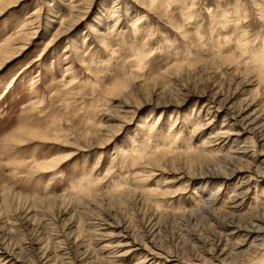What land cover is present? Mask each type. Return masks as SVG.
Listing matches in <instances>:
<instances>
[{
  "label": "rangeland",
  "instance_id": "obj_1",
  "mask_svg": "<svg viewBox=\"0 0 264 264\" xmlns=\"http://www.w3.org/2000/svg\"><path fill=\"white\" fill-rule=\"evenodd\" d=\"M27 31L0 61L3 264H264V0L0 11V44ZM175 140L205 157L124 159Z\"/></svg>",
  "mask_w": 264,
  "mask_h": 264
},
{
  "label": "bare ground",
  "instance_id": "obj_2",
  "mask_svg": "<svg viewBox=\"0 0 264 264\" xmlns=\"http://www.w3.org/2000/svg\"><path fill=\"white\" fill-rule=\"evenodd\" d=\"M17 0H7L6 2H1L0 3V11H2L5 7H9V5H11L12 3H14V2H16ZM72 19V18H71ZM28 25H29V23H28ZM69 28H66L65 30L67 31ZM65 32V31H64ZM63 30H59V31H57L56 32V34L53 36V39L50 41V43H52L54 40H56L57 38H59V37H57V36H59V34L60 35H63ZM29 34H31L30 32H23V34H20V35H17V36H15V37H13L9 42H6V43H3V44H0V61H5V60H7L8 58H10V56L11 55H13L14 53H16V52H18V51H20V50H22V47L24 46L23 45V42L25 41V40H28L30 37H29ZM19 41V40H21L19 43V45L18 46H16V45H14L15 43H16V41ZM28 42V41H27ZM22 43V44H21ZM173 45V44H172ZM8 47H10V49L8 50V52H6L7 50H6V48H8ZM152 53H155V51L154 52H152ZM138 57H142L143 55H144V52L143 51H141V52H138L137 54H136ZM223 59V58H222ZM230 59V58H229ZM231 60V59H230ZM220 64V63H219ZM222 64V63H221ZM142 65H143V63H140L139 64V67H142ZM221 66V65H220ZM262 76H264L263 74H262ZM263 81H264V77H262L261 78ZM162 96V95H161ZM160 96V97H161ZM154 107H156L155 106V104H154ZM205 109H206V107H205ZM207 110H211L210 109V107H208L207 108ZM206 110V111H207ZM207 113V112H206ZM228 114H230V113H228ZM231 115V114H230ZM233 115V114H232ZM231 115V116H232ZM228 117V116H227ZM212 120V119H211ZM197 127V126H196ZM198 128H200V127H198ZM229 128V127H228ZM227 129V128H226ZM225 128H223L220 132H218L216 135H215V137L217 138V137H219L221 134H223V133H226V130ZM194 133H195V131H194ZM199 133V132H198ZM232 133V132H231ZM234 133V132H233ZM223 136V135H222ZM225 136V135H224ZM226 137V136H225ZM208 138V137H207ZM226 138H228V137H226ZM218 140V139H217ZM100 141V140H99ZM209 142V141H208ZM102 143V142H101ZM100 143V144H101ZM178 143V140H175L174 141V144L173 143H171V144H173L170 148H165V149H159V150H156V149H153V148H148V149H144L143 150V148L144 147H147V145L146 146H142L143 148H142V152H138L137 150H139V149H141V148H139V149H133V151H136V152H134L135 154L134 155H130V156H127L128 155V153H124L123 154V156H124V159H127V160H129L130 161V159L132 160V158H134V157H138L137 158V160H135V161H132V167H142V168H145V167H147V166H153V165H155V166H158V167H160V165H159V163L161 162V160L163 159V157H165L166 155H174V154H177V155H184V156H186V158L187 159H189V161H193V160H195V159H199V158H203V157H205V155H204V153L203 152H201V150L199 149V148H192V149H188V150H184L183 152H177V151H175V150H179V149H177V146H176V144ZM223 143V142H222ZM87 146V145H86ZM260 146V145H259ZM204 146L202 145V148H203ZM186 148V147H185ZM187 149V148H186ZM264 150V149H263ZM207 153H208V151H206ZM206 153V155L208 156L209 155V157L211 156L209 153L207 154ZM225 155V154H224ZM206 156V157H207ZM53 165V163H50L49 165ZM46 165V164H45ZM44 165V166H45ZM53 166H55V165H53ZM46 168V167H45ZM223 176V175H222ZM208 179V178H207ZM209 180V179H208ZM204 182H207L206 180H204ZM204 182H203V184H204ZM8 188V187H7ZM13 192V191H12ZM84 193V192H83ZM4 194V193H3ZM8 194H9V192H8ZM81 194L82 193H80V194H78V195H74V197L73 198H71V200H73V199H79V200H81V197H78V196H81ZM236 195V194H235ZM239 195V194H238ZM233 197V196H232ZM4 198V197H3ZM3 198H2V200H3ZM9 198V197H8ZM83 198H84V196H83ZM23 199H25V201H26V204H27V202H28V199H26V197L25 198H22L21 200L23 201ZM31 199V198H30ZM48 199V198H47ZM55 199V198H54ZM231 199H233L234 200V198H231ZM15 200V199H14ZM31 200H33V199H31ZM71 200H68V201H70L71 202ZM17 202H18V199L16 200ZM15 201V202H16ZM21 201V202H22ZM212 201V200H211ZM4 202V201H3ZM5 202H7V200L5 199ZM19 202H20V199H19ZM18 202V203H19ZM37 202V201H36ZM36 202H35V205H36ZM61 202H62V200H61ZM8 203V202H7ZM78 203V202H77ZM25 204V205H26ZM38 204V203H37ZM30 205V204H29ZM28 205V206H29ZM15 206V205H14ZM18 206V205H17ZM27 206V207H28ZM19 207V206H18ZM17 207V208H18ZM25 207V206H24ZM31 208H32V206H30ZM21 208V207H20ZM19 208V209H20ZM23 208V207H22ZM2 209V208H1ZM18 209V210H19ZM28 209H30V208H27L26 210H28ZM9 210H10V207H9ZM12 210V209H11ZM24 210V209H23ZM25 210V211H26ZM2 211V210H1ZM20 211V210H19ZM30 211V210H29ZM1 215V214H0ZM29 215V214H28ZM32 216V215H31ZM33 217H34V214H33ZM36 218V217H35ZM28 220V219H27ZM36 221V220H35ZM7 222V221H6ZM9 222V221H8ZM11 222V221H10ZM91 224V223H90ZM92 225V224H91ZM11 231V230H10ZM45 235V234H44ZM96 236V235H95ZM45 239V238H44ZM49 239V238H48ZM17 241V240H16ZM48 243V242H47ZM50 244V243H49ZM94 247V246H93ZM45 248V247H44ZM5 250V249H4ZM20 250H22V248L20 249ZM15 252V251H14ZM18 253V252H17ZM10 255H12L11 253H8V252H2L1 251V248H0V264H3V262L4 261H7L8 260V258H9V256ZM53 256V255H52ZM53 258V257H52ZM51 258V259H52ZM50 259V260H51ZM52 260H55V259H52ZM59 260V259H58ZM97 260V259H96ZM100 261V260H99ZM58 262V261H57ZM55 263V262H54ZM59 263V262H58ZM52 264V263H51Z\"/></svg>",
  "mask_w": 264,
  "mask_h": 264
}]
</instances>
